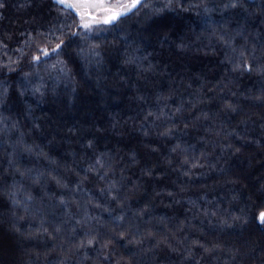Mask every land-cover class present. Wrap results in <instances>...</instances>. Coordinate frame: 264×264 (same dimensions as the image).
Segmentation results:
<instances>
[{
	"label": "trees",
	"instance_id": "1",
	"mask_svg": "<svg viewBox=\"0 0 264 264\" xmlns=\"http://www.w3.org/2000/svg\"><path fill=\"white\" fill-rule=\"evenodd\" d=\"M169 2L0 0V264H264V0Z\"/></svg>",
	"mask_w": 264,
	"mask_h": 264
},
{
	"label": "snow or ice",
	"instance_id": "2",
	"mask_svg": "<svg viewBox=\"0 0 264 264\" xmlns=\"http://www.w3.org/2000/svg\"><path fill=\"white\" fill-rule=\"evenodd\" d=\"M53 2L60 7V9L66 10L68 14H75L76 17L79 18V24L76 26L75 31L71 30V27L69 25H61L59 28H53L49 30L48 33V39H54L58 40L59 42L56 43L53 47H37L36 51L37 54L33 55L31 60L35 64H39L42 60H46L51 58V56L56 55L59 56L61 51H63L64 47L67 44V40L64 38L65 35L69 39H74L76 36L81 34L80 30H83V34L85 38H90V35L93 31V29L100 25H109L114 24V22L118 21L121 18L126 17L129 15L133 10L137 9L139 6H145L143 5V0H53ZM178 6L179 3H178ZM241 6L239 4V0H233L232 3L226 4L224 7H239ZM0 7H3V4L0 3ZM172 7L171 0L168 4L164 5L161 9H156L157 12L163 11L164 9L168 8L170 9ZM68 28L69 31L65 33V29ZM59 33V35H58ZM95 45L92 46L90 49V52L93 55H98V53L95 52ZM83 51V50H81ZM240 56L243 57L244 53L241 52ZM58 64H63L64 62L62 60L57 61ZM52 67H55V65H52ZM241 71V72H252L257 71L260 73H264V65H254L249 62L244 63H236L233 66V71ZM60 71H64L63 68L60 69ZM7 89H5V92ZM39 91V89H37ZM228 107H232L231 105H228ZM235 109L233 108V111ZM177 111H180V108H177ZM149 115H152V113H149ZM170 134L169 130H166L163 135ZM91 143V142H90ZM175 151V149H173ZM97 163H100V160H97ZM103 166V165H102ZM94 168H90L89 171H94ZM102 179L105 177H101ZM115 188V183L111 184L109 187V191H112ZM117 196H113L112 199H117ZM118 220H122V217L116 218ZM259 222L261 224H264V211L260 212L259 216L257 217ZM59 231V229H57ZM121 236H124V233L122 232L120 234ZM96 236H91L89 239L85 241H81L80 247H83L86 245H93L94 242H96ZM108 243L106 242L103 246L107 247Z\"/></svg>",
	"mask_w": 264,
	"mask_h": 264
}]
</instances>
